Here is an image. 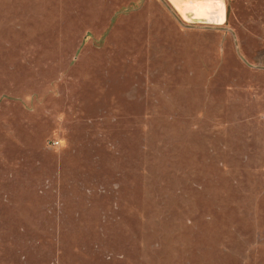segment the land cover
I'll list each match as a JSON object with an SVG mask.
<instances>
[{"label": "rangeland", "instance_id": "obj_1", "mask_svg": "<svg viewBox=\"0 0 264 264\" xmlns=\"http://www.w3.org/2000/svg\"><path fill=\"white\" fill-rule=\"evenodd\" d=\"M0 264H264V0H0Z\"/></svg>", "mask_w": 264, "mask_h": 264}, {"label": "water", "instance_id": "obj_2", "mask_svg": "<svg viewBox=\"0 0 264 264\" xmlns=\"http://www.w3.org/2000/svg\"><path fill=\"white\" fill-rule=\"evenodd\" d=\"M193 22H195V23H207V22L204 21V20H193Z\"/></svg>", "mask_w": 264, "mask_h": 264}]
</instances>
